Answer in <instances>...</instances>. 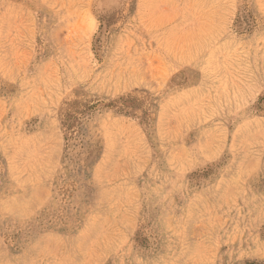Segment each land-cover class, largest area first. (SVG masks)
Segmentation results:
<instances>
[{
    "label": "rangeland",
    "instance_id": "374dc122",
    "mask_svg": "<svg viewBox=\"0 0 264 264\" xmlns=\"http://www.w3.org/2000/svg\"><path fill=\"white\" fill-rule=\"evenodd\" d=\"M0 264H264V0H0Z\"/></svg>",
    "mask_w": 264,
    "mask_h": 264
}]
</instances>
